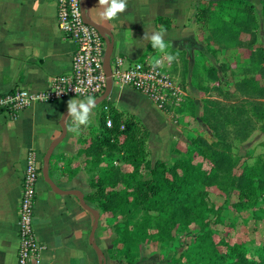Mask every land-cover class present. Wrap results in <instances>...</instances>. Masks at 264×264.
<instances>
[{
  "label": "crops",
  "instance_id": "0c3cea01",
  "mask_svg": "<svg viewBox=\"0 0 264 264\" xmlns=\"http://www.w3.org/2000/svg\"><path fill=\"white\" fill-rule=\"evenodd\" d=\"M218 1L222 0H127L125 12L105 20L98 0H88L85 14L111 32L113 37L106 33L107 52L113 46L112 60L120 59L125 65L163 56L143 39L146 32L151 35L163 26L167 52L177 57L172 72L186 94L193 90L204 94L194 83V66L210 65L200 58L215 53L206 39L208 26L198 15L204 2ZM75 50V43L58 26L57 0H0V94L18 88L30 93L49 90L57 76L71 71ZM70 99L84 100L67 97L34 102L17 115L0 111V264H18L22 183L32 153L41 168L34 224L43 246L41 261L32 264H98L99 254L89 241L95 215L81 204L78 195L57 191L42 173L45 154L63 135L61 121ZM106 101L124 117H137L149 130L152 162L173 163L187 153L191 141L186 114L175 109L174 118L168 109L122 83H113ZM100 109L101 105L91 109L90 123L81 125L79 134L68 131L72 118H64L67 134L52 148L49 163L50 179L62 190H81L88 205V194L93 191L91 170L77 155L78 138L83 131H99Z\"/></svg>",
  "mask_w": 264,
  "mask_h": 264
},
{
  "label": "trees",
  "instance_id": "16d2710c",
  "mask_svg": "<svg viewBox=\"0 0 264 264\" xmlns=\"http://www.w3.org/2000/svg\"><path fill=\"white\" fill-rule=\"evenodd\" d=\"M262 11L264 17V6ZM198 19L208 26L206 39L212 53L223 49L227 52L244 49L249 53V62L240 71L244 76L235 75L234 81L244 99L233 105L207 95L213 90L226 94L221 85L206 84L220 81L219 69L208 63L194 66V83L206 95L200 119L210 133L192 138L187 153L173 163L160 159L152 162L149 130L137 117H124L104 100L99 113V131L94 134L83 131L78 138V157L89 170L97 171L90 181L95 192L88 200L97 202L106 212L141 210L144 217L140 229L145 233L153 226L169 229L177 221L207 219L206 213L215 209L208 203L207 187L239 191L249 199L248 207L255 211L260 200L264 201V158L255 166L245 165L238 170L233 154L236 140H246L258 127L264 128V124L259 126L256 121H264V82L261 81L264 43L258 40L255 5L247 0L204 2ZM224 68L222 65L223 72ZM187 101L176 107L177 112L189 111L194 117V101ZM107 106L113 118L112 127L106 125ZM196 155H201V159ZM214 216L195 235L194 254L201 255L202 259H194L192 264H264V245L251 250L242 244L231 245L223 236L216 241L214 225L222 220L218 211ZM136 263L137 258L128 264Z\"/></svg>",
  "mask_w": 264,
  "mask_h": 264
},
{
  "label": "rangeland",
  "instance_id": "374dc122",
  "mask_svg": "<svg viewBox=\"0 0 264 264\" xmlns=\"http://www.w3.org/2000/svg\"><path fill=\"white\" fill-rule=\"evenodd\" d=\"M252 1L255 4V14L259 22L256 30L258 40L260 43H264V17L262 11L264 0ZM243 50L220 51L212 55L206 53L200 58L201 61H208L216 66L221 74L220 81L206 84L211 86L221 85L226 93L223 94L219 93L218 90H213L207 95L226 101L225 103L230 105L244 99L237 92L234 82L235 75H241V68L249 62V53ZM222 65L226 67L224 72L221 70ZM243 76L244 74L241 75V77ZM197 80L201 84L204 83L200 79ZM261 81L263 83L264 79L261 78ZM227 94L230 95L229 98L225 96ZM188 96L190 99L193 98L195 100L194 117L190 115L189 111L184 113L188 117L186 122L188 121V124H190L186 128V132L191 141L192 138H196L199 135L210 133V130L200 119V112L203 109L206 95L193 90L185 96L184 102L189 99L187 98ZM167 109L172 117L177 118L175 115V109L177 108L169 107ZM197 117L198 119H196ZM256 121L259 126L264 124L262 120L256 119ZM191 145L190 143L189 147ZM197 148L198 146H194V149ZM233 154L237 158L236 168L238 170H241L245 165L255 166L260 163L261 159L264 158V128L258 127L246 140H236L233 145ZM196 156L201 159V155ZM90 173L91 179L97 175V171H90ZM149 177L150 174L146 175V178ZM205 190L208 192L207 200L210 207L212 205L215 207L214 210L206 213L207 219L188 223L177 221L169 229L153 226L148 233L140 229L144 217L141 210L132 212L111 210L106 212L97 202L92 203L90 201L89 206L99 210L101 214L99 227L96 232L97 241L95 242L104 251L107 258L106 264H128L135 258H137L136 264H192L194 259L201 260V255L196 256L194 254L193 243L195 235L200 233L201 226L208 219L215 217L214 214L217 211L221 213L222 222L214 225L216 229L214 239L216 241H219L223 236L231 245L242 244L251 250L264 245V201L260 200L259 209L257 208V211H255L254 208L248 207L249 199L241 195L239 191L233 189L223 191L217 187H207ZM94 192L95 190L93 189L88 194V197L90 198ZM127 222L128 225H125ZM125 226H127V230ZM98 264H101L100 255Z\"/></svg>",
  "mask_w": 264,
  "mask_h": 264
},
{
  "label": "built area",
  "instance_id": "2783aa9c",
  "mask_svg": "<svg viewBox=\"0 0 264 264\" xmlns=\"http://www.w3.org/2000/svg\"><path fill=\"white\" fill-rule=\"evenodd\" d=\"M83 0H57V22L64 35L73 41L76 50L69 73L57 76L51 88L36 93L18 88L0 94V111L17 115L34 102H54L67 97L85 99L101 97L107 89V74L104 59L107 54V34L98 30L84 19ZM160 56L158 58H162ZM152 60H136L128 65L120 59H111L109 75L113 83L127 84L144 93L161 108L180 107L187 95L179 79L172 72L173 61L164 59L156 70ZM108 112L109 107L105 108ZM106 125L113 126V118L107 113ZM41 168L32 153L22 183V197L19 210L18 264H32L41 261L43 246L38 241L34 208L37 199V183Z\"/></svg>",
  "mask_w": 264,
  "mask_h": 264
},
{
  "label": "clouds",
  "instance_id": "9594fccd",
  "mask_svg": "<svg viewBox=\"0 0 264 264\" xmlns=\"http://www.w3.org/2000/svg\"><path fill=\"white\" fill-rule=\"evenodd\" d=\"M99 7L103 8L100 13L105 20L116 19L119 13H123L127 9V0H98ZM166 29L161 26L159 31L153 32L149 35L145 33L143 39L151 43L153 49L157 50L159 54H163L162 58L153 57L151 67L153 70L162 67L164 59L172 62L177 57L167 52L168 45L164 40ZM96 100L92 96H87L84 100L70 99L67 102V115L72 118V124L68 126V131L79 134L81 125H88L90 123V112L95 106Z\"/></svg>",
  "mask_w": 264,
  "mask_h": 264
},
{
  "label": "water",
  "instance_id": "95a60500",
  "mask_svg": "<svg viewBox=\"0 0 264 264\" xmlns=\"http://www.w3.org/2000/svg\"><path fill=\"white\" fill-rule=\"evenodd\" d=\"M88 0H83V5H82V12H83V16H84V19L86 20V22H88L89 24H91L92 26L96 27L98 30L102 31V32H105V33H108L109 35L112 36L111 32L106 29L105 27L99 25L98 23H94V22H91L87 19L86 17V14H85V6H86V3H87ZM113 37V36H112ZM108 40V39H107ZM112 51H113V46L110 47L109 51L107 52L106 56H105V59H104V69H105V72L107 74V89H106V92L99 98L95 99L96 100V104L95 106L101 104L104 100L107 99V97L110 95L111 93V90L113 88V81H112V78L110 77L109 75V68H110V63H111V59H112ZM94 106V107H95ZM67 112H68V109L65 111V113L63 114V117H62V121H61V126L63 128V135L61 138H58L56 140H54L51 144V147L48 149L47 153L45 154V157H44V165H43V168H42V173H43V176L45 178V180L54 188L56 189L57 191L59 192H62V193H70V194H75V195H78L80 197V201H81V204L87 209L89 210L91 213H93L95 215V220H94V223H93V227H92V230H91V233H90V237H89V241L90 243L93 245L94 249L98 252V254L100 255L101 257V264H106L107 263V258L105 256V253L104 251L96 244L95 242V234H96V231L99 227V222H100V211L89 206L86 201H85V195L84 193L79 190V189H71V190H62L57 184H55L49 177V163H50V156H51V151H52V148L62 140V138L64 136H66L67 134V128L64 124V118L67 116Z\"/></svg>",
  "mask_w": 264,
  "mask_h": 264
}]
</instances>
